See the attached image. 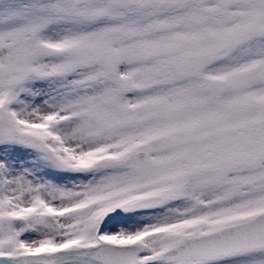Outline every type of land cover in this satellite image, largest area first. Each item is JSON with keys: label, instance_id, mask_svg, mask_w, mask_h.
<instances>
[{"label": "snow or ice", "instance_id": "6c2138e0", "mask_svg": "<svg viewBox=\"0 0 264 264\" xmlns=\"http://www.w3.org/2000/svg\"><path fill=\"white\" fill-rule=\"evenodd\" d=\"M0 264H264V0H0Z\"/></svg>", "mask_w": 264, "mask_h": 264}]
</instances>
